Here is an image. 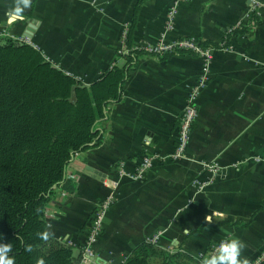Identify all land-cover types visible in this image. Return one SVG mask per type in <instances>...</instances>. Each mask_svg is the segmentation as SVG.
<instances>
[{
	"label": "crops",
	"instance_id": "obj_1",
	"mask_svg": "<svg viewBox=\"0 0 264 264\" xmlns=\"http://www.w3.org/2000/svg\"><path fill=\"white\" fill-rule=\"evenodd\" d=\"M176 1L30 0L16 16L18 0H0V33L38 48L85 86L133 57L122 98L98 122L100 142L66 170L75 191L58 189L47 209L49 235L79 255L96 206L114 195L88 264H122L155 237L164 249L197 260L230 238L245 242L248 264L264 254V0H181L169 29ZM241 27L248 32L233 39L230 51L215 50L187 158L172 159L186 90L201 60L146 48L183 39L213 48ZM124 33L131 34L130 46ZM137 49L144 51L132 54ZM150 158L142 180L118 174L123 167L134 174ZM202 162L221 169L205 170Z\"/></svg>",
	"mask_w": 264,
	"mask_h": 264
},
{
	"label": "trees",
	"instance_id": "obj_2",
	"mask_svg": "<svg viewBox=\"0 0 264 264\" xmlns=\"http://www.w3.org/2000/svg\"><path fill=\"white\" fill-rule=\"evenodd\" d=\"M247 32L246 27L233 30L223 45L213 48H228ZM131 34L124 37L128 46ZM195 43L202 49L208 45ZM177 52L198 57L186 50L160 56ZM132 62L133 57L126 56L124 67L113 66L85 86L33 45L0 38V243L12 246L9 255L15 264H83L82 253L76 255L73 246L49 235L47 209L58 189L75 191L66 170L75 155L100 142L98 122L106 117L108 105L122 98ZM122 264L201 262L144 241Z\"/></svg>",
	"mask_w": 264,
	"mask_h": 264
},
{
	"label": "built area",
	"instance_id": "obj_3",
	"mask_svg": "<svg viewBox=\"0 0 264 264\" xmlns=\"http://www.w3.org/2000/svg\"><path fill=\"white\" fill-rule=\"evenodd\" d=\"M181 0H177L173 7L168 13V28L172 29L175 18L177 15L179 3ZM125 33L123 34V37ZM122 37V38H123ZM146 50L152 54L161 55L167 52L173 51H192L197 53L198 57L201 60V70L197 76L196 82L190 84L186 90L185 105L181 111L179 125L177 129L176 137V147L171 154V158L174 160H183L186 157L188 146L193 134L194 127L197 123L199 117V101L205 90L208 87L210 81V74L212 65L214 62L215 50L212 47H207L205 49L200 48L196 45L194 39H183L181 41L168 44L164 41L157 43L155 45H150ZM220 50L230 51L231 47L222 48ZM155 158L146 159L142 166H140L134 174H129L126 172L125 168H120L118 174L121 177H129L130 179L137 181L142 180L150 168H152V163ZM203 166L209 170H218V165L215 162H203ZM198 184V181L196 182ZM116 200L114 195H110L107 199L98 204L91 215V218L88 223V233L86 238V244L82 250V254L85 260H89L91 257H94L93 247L97 244L98 240L104 233V220L110 211V209L115 205ZM155 237L152 242H156ZM219 244L212 245L205 258L214 254L216 248ZM202 264V263H201ZM254 264H264V254H262L258 259L255 260Z\"/></svg>",
	"mask_w": 264,
	"mask_h": 264
},
{
	"label": "clouds",
	"instance_id": "obj_4",
	"mask_svg": "<svg viewBox=\"0 0 264 264\" xmlns=\"http://www.w3.org/2000/svg\"><path fill=\"white\" fill-rule=\"evenodd\" d=\"M29 6L30 0H18L14 14L19 16L22 10ZM245 247V242L238 238L222 240L214 254L203 260V264H248L247 260L242 258V250ZM31 250L30 246L26 247V251L30 252ZM11 252L10 244L0 243V264H15V257L9 255ZM39 264H44V261H39Z\"/></svg>",
	"mask_w": 264,
	"mask_h": 264
},
{
	"label": "rangeland",
	"instance_id": "obj_5",
	"mask_svg": "<svg viewBox=\"0 0 264 264\" xmlns=\"http://www.w3.org/2000/svg\"><path fill=\"white\" fill-rule=\"evenodd\" d=\"M1 37H3V38H6V37H10V38H15V40H18V41H21V40H19V39H16V36L15 35H9V34H6L5 32H2V33H0V38ZM23 42H25V41H23ZM28 43V42H27ZM190 144V143H189ZM189 147V146H188ZM187 153H188V150H187ZM187 158V154H186V157H185V159ZM202 165H203V162H202ZM204 167V166H203ZM205 168V167H204ZM220 169H221V167L218 165V170H209V169H207V168H205V170H208V171H213V172H215V173H218V171H220ZM207 186V184H202V185H200V188L201 189H203V188H205ZM210 248V247H209ZM83 250V249H82ZM209 250V249H208ZM93 252H94V247H93ZM208 252V251H207ZM207 252L199 259L200 260V262L203 264V260L205 259V256H206V254H207ZM84 257V256H83ZM83 264H88V261L87 260H85V258H84V261H83Z\"/></svg>",
	"mask_w": 264,
	"mask_h": 264
},
{
	"label": "water",
	"instance_id": "obj_6",
	"mask_svg": "<svg viewBox=\"0 0 264 264\" xmlns=\"http://www.w3.org/2000/svg\"><path fill=\"white\" fill-rule=\"evenodd\" d=\"M97 264H102V263L98 262Z\"/></svg>",
	"mask_w": 264,
	"mask_h": 264
}]
</instances>
